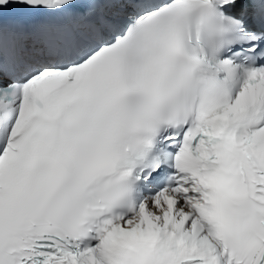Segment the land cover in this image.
Returning <instances> with one entry per match:
<instances>
[{"label": "snow or ice", "instance_id": "snow-or-ice-1", "mask_svg": "<svg viewBox=\"0 0 264 264\" xmlns=\"http://www.w3.org/2000/svg\"><path fill=\"white\" fill-rule=\"evenodd\" d=\"M0 264H264V0H0Z\"/></svg>", "mask_w": 264, "mask_h": 264}]
</instances>
